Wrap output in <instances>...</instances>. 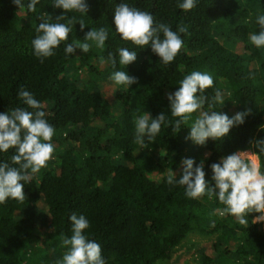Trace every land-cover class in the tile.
Returning a JSON list of instances; mask_svg holds the SVG:
<instances>
[{"label":"trees","instance_id":"trees-1","mask_svg":"<svg viewBox=\"0 0 264 264\" xmlns=\"http://www.w3.org/2000/svg\"><path fill=\"white\" fill-rule=\"evenodd\" d=\"M121 2L86 0L87 13L65 14L74 21L69 43L83 42L91 28H107L102 49H76L66 56L62 43L41 62L31 51L39 17L55 18L62 10L50 0H39L31 12L0 0V112L23 106L16 95L23 87L43 103L55 128L54 158L29 177L24 200L0 203V264H56L67 250L62 239L70 235L72 212L89 220V238L101 245L106 264H166L195 231L211 237L198 249L200 264H264V222L251 221L259 213H249L248 223L240 225L235 217L219 214L224 206L214 196L190 199L183 187L165 183L167 171L179 177L182 158L203 160L208 179L211 163L233 152L256 151L249 142L264 137V48L248 41V34L258 31L255 16L264 14V0H197L188 11L178 9L177 0H126L173 30L178 24L186 28L183 45L168 65L159 63L150 48L139 49L115 33L113 11ZM118 47L137 51L125 69L137 80L129 88L113 84L112 65L99 62ZM193 70L213 78L206 97L215 88L222 91L225 102L213 110L232 116L234 101L250 115L222 139L201 145L199 157L186 139L191 120L180 130L162 124L141 149L134 143L133 120L144 111L176 119L166 93ZM11 154L12 149L0 153V160L9 161ZM254 154L264 170V156ZM39 204L45 216L37 212Z\"/></svg>","mask_w":264,"mask_h":264},{"label":"clouds","instance_id":"clouds-1","mask_svg":"<svg viewBox=\"0 0 264 264\" xmlns=\"http://www.w3.org/2000/svg\"><path fill=\"white\" fill-rule=\"evenodd\" d=\"M13 2L19 9L26 6L31 12L39 0H26V4L25 0ZM196 3L197 0H177L176 6L182 11H188ZM50 4L62 12L55 18L51 15L39 17L36 35L31 40L34 57L43 62L54 56L55 50L62 43L66 56L73 54L76 49L87 53L92 47H104L109 39V31L103 26L87 31L83 42H68L74 21L72 18L66 19L65 14L71 11L87 13L86 0H50ZM78 22L83 29L84 22ZM255 22L258 31L250 32L248 41L255 48L261 49L264 48V14L258 11ZM113 24L115 33L122 41H130L139 49L150 48L159 57V63L165 65L174 61L183 45L181 34L186 32V28L179 24L173 30L169 24L155 21L150 12L130 6L126 0L115 6ZM136 57L135 49L118 47L115 55L109 51L106 58H99V62L103 65L107 61L112 65L114 71L109 78L113 84L129 88L137 80L125 69ZM117 64L123 67L118 69ZM177 85L174 91L166 93L169 113L176 119L169 122L163 112L153 117L150 112L144 111L133 120L134 143L141 149L152 143L160 133L162 124L170 123L172 129L180 130L182 125L191 120L186 139L196 145H204L209 139L220 140L225 137L231 128L242 125L251 113L246 108L229 116L213 110L214 105L221 106L225 101L219 88L213 89L214 95L211 97L204 95L206 89L213 87V78L206 71L193 70L177 81ZM16 95L23 106L0 112V153L12 149L9 161L0 160V203L6 199L23 201V188L29 177L46 167L49 160L54 158L55 145L52 141L55 128L46 118L43 103L23 87L19 88ZM205 102L207 110L204 109ZM249 144L256 151L233 152L211 163L208 179L203 160L196 162L191 157L182 158L178 165L179 177L172 170L165 183L183 187L184 195L190 199L205 195L211 199L214 196L224 206L218 210L219 214L235 217L240 225L248 223V214L252 212L259 213L251 220L253 223L264 222V170H261L255 156L248 155L251 152L264 156V137L255 138ZM67 219L70 222V235L62 239V246L67 250L56 264H106L101 245L89 238L87 230L90 222L86 216L72 212Z\"/></svg>","mask_w":264,"mask_h":264},{"label":"rangeland","instance_id":"rangeland-1","mask_svg":"<svg viewBox=\"0 0 264 264\" xmlns=\"http://www.w3.org/2000/svg\"><path fill=\"white\" fill-rule=\"evenodd\" d=\"M104 95L108 99V101L112 103L111 94L104 92ZM232 104H233V114H235L237 111H240L239 106L234 101L232 102ZM190 125L191 124H188L186 129L187 136L190 132ZM191 146H192L191 150L194 152V155L199 157L201 153L200 150L201 145H196L192 142ZM245 151H251V150H245ZM248 155L255 156L257 159V156L254 153L250 152L248 153ZM165 174L169 175L170 172L167 171L165 172ZM37 212H39L43 216L46 215V211L41 204L38 205ZM210 241H211V237H208L196 231L191 232L187 236V238L182 241L181 245L179 246L180 252H178L172 260L166 262V264H200L198 259L200 251L198 249L203 245L205 246V244H208ZM188 248L190 249L188 250Z\"/></svg>","mask_w":264,"mask_h":264}]
</instances>
